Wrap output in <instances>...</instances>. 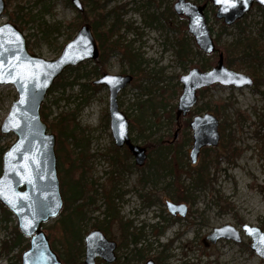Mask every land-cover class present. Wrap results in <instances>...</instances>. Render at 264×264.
<instances>
[{"label": "rangeland", "instance_id": "374dc122", "mask_svg": "<svg viewBox=\"0 0 264 264\" xmlns=\"http://www.w3.org/2000/svg\"><path fill=\"white\" fill-rule=\"evenodd\" d=\"M6 1L7 9L0 16V25L6 22L16 24L24 32L29 50L46 59L59 57L63 47L75 37L82 24L81 18L78 17L80 12L71 3V6L68 5L69 0H44L38 3L36 0ZM175 1L100 0L101 12L107 15L108 25L116 19L120 23V28L114 36L119 42L118 48L102 60L101 67L110 74L133 75L132 82L119 93L118 101L120 109L130 120V136L135 143L148 147L149 156L145 167L137 168L125 148L120 149L115 145L110 126L109 88L92 83L100 75L84 77V74L94 68L96 60L84 61L63 73L64 78L61 81L60 79L56 81L43 102L45 109L52 111L46 122L49 128L51 123L57 124L60 121L66 126L74 117V122L71 123H78L79 128L84 130L82 132L89 137L90 154L95 156L88 158L83 157V154L82 164L84 161L85 164L88 161L92 164L91 172L86 176L88 183H95L96 192H93V195L96 202L87 209L88 218L83 222V227L87 231L93 228L95 221H102L103 217L105 220L103 196L109 191L114 175L120 177L118 189L128 192L124 194V198L130 201L126 211L132 212V208H138L137 205L140 203L138 193L146 195L151 193L157 199L153 205L141 210V213H144L140 217L141 224L137 225L136 215L128 216L129 219H136L134 225L136 231L139 227L143 228L146 235V242L143 245L149 249L148 254L151 257L165 250L168 257L163 264H264L263 258L250 248V237L244 234L240 243L229 239H220L215 244H208L205 241L215 227L226 224L241 228L247 223L264 230V60L262 66L256 70V76L244 68L237 70L250 74L254 79V85L236 88L214 84L204 88L199 91V101L190 114L179 122L176 121L175 112L182 92L180 77L194 66L201 68L203 56L198 53L200 49L188 31L187 17L174 11ZM192 1L198 4L207 3L206 0ZM82 2L87 14L91 0ZM18 6L26 7L24 13L31 14L28 17L33 15L35 17L28 20L26 16L28 21L18 19L16 12ZM45 6L48 10H45ZM206 11L208 22L213 26L216 37L224 23L215 16L217 7L211 2L208 3ZM243 24L248 34L257 35L258 29L264 25V7L256 4L244 17ZM221 34L222 42H230L237 36L235 24ZM218 45L221 47V44ZM182 46L188 50V57L184 59L179 56ZM125 49L139 55L141 69L132 68L123 58ZM201 53L208 57L202 51ZM101 57L102 54L99 58ZM217 58V55L210 57L211 65L207 69L216 64ZM259 77L260 82L257 81ZM73 80H77L73 86L66 82ZM85 82L89 84V88L81 85ZM17 99L18 92L13 84H0V131L13 102ZM161 100L163 106L159 105ZM150 102L153 105L155 103L156 107H150ZM216 102L226 104L227 108L222 109L219 116L216 115L220 118V124L225 121L228 130L233 131L236 146L241 152L233 162L228 161L220 141L214 150H208L210 154L216 151L220 153L218 156L220 162H213L210 165L211 183L204 187H194L191 185L194 173L187 172L201 164L205 153L203 151L200 153L197 163L191 162L189 150L192 145V130L187 126L186 120L196 114L213 112L207 108L209 105L217 109ZM141 112H144V116L139 119ZM240 113L246 116L244 120L239 118ZM178 127H180L178 135L174 139ZM50 131L57 135L54 129ZM188 136H191V141L185 146L183 154V144ZM82 138L84 136L79 134L80 142H83ZM16 139L17 136L13 132L9 134L0 132V149L3 148V153ZM58 141L57 136L56 150ZM157 142L163 147H172L171 151L165 148L163 152L170 161L174 173L170 174L167 169H160L156 186L149 181L141 187L140 178L147 176L162 160L158 155L160 151ZM112 147L119 150L117 152L121 160L128 166L125 171L116 170L114 174L111 172L115 167L105 156L112 153ZM180 148H183L181 152L178 150ZM3 153H0V172ZM215 158L213 155V159ZM63 160L61 169L65 174L71 161H68L65 155ZM216 163L218 164L215 165ZM175 175H179V178L175 179ZM170 182H174L173 185L176 187L188 189L192 198L184 199V192L178 193L179 199L166 193L163 188ZM168 199L186 203L189 207L188 214L185 217L173 218L167 212ZM61 217L62 215L46 223L44 229L52 247L64 260L60 249V241L63 239L59 221ZM17 230V220L12 212L0 209V264H21V255L28 247L29 239L24 237L14 250H11L8 244H4V241L8 242L16 237ZM25 246L27 247L24 249ZM21 248L23 250L17 258Z\"/></svg>", "mask_w": 264, "mask_h": 264}, {"label": "water", "instance_id": "95a60500", "mask_svg": "<svg viewBox=\"0 0 264 264\" xmlns=\"http://www.w3.org/2000/svg\"><path fill=\"white\" fill-rule=\"evenodd\" d=\"M73 6L84 12L82 0H71ZM217 7L215 16L227 26L235 24L251 11L255 3L264 7V0H211ZM207 3L176 0L174 11L188 19V31L199 49L206 55L218 53L216 64L207 70L198 66L180 77L182 92L176 108V121L187 117L199 101V91L214 84L250 87L251 75L227 66L225 55L218 48L208 22ZM7 8V1L0 0V16ZM100 48L90 23L80 26L75 37L64 47L56 59H46L32 53L24 32L14 23L0 25V84H13L18 99L1 125V134L13 132L17 139L3 153L0 173V203L15 216L23 236L29 238V247L21 255V264H64L52 247L44 224L58 218L64 207L59 177L57 135L49 130L41 109L49 89L69 67H76L86 60H97ZM132 74L103 73L93 81L105 85L110 91L109 116L112 136L118 148L127 147L138 166L148 158L147 148L134 143L130 136V120L120 109L118 95L131 83ZM192 145L189 157L197 163L204 147H216L221 140L220 118L213 112L196 114L191 119ZM174 139L177 138L178 130ZM171 214L185 216L188 206L184 203L166 202ZM242 233L251 238L250 248L264 260V230L259 226L231 224L215 227L205 241L217 243L229 239L240 243ZM86 264H95L97 257L107 262L114 260L115 243L101 230H92L86 237ZM146 264H155L153 260Z\"/></svg>", "mask_w": 264, "mask_h": 264}, {"label": "trees", "instance_id": "16d2710c", "mask_svg": "<svg viewBox=\"0 0 264 264\" xmlns=\"http://www.w3.org/2000/svg\"><path fill=\"white\" fill-rule=\"evenodd\" d=\"M44 1V0H36V3ZM207 3L210 2V0H206ZM68 5L71 6V0H69ZM71 3V4H70ZM26 7L24 6H18L16 9V12L18 14V19H22L25 21L33 19V16L28 17L29 14L24 13ZM45 10H48V8L45 6ZM102 5L100 3V0H91V5L89 6V11L87 14L82 15L79 14L78 17L81 18L80 23H90L93 27L94 33L96 35L97 41L99 43L100 50H102L101 54L102 57L98 58L96 60V64L92 70L84 74V77H88L91 75H101L104 73V69L101 67L102 60L107 57L109 53L115 52L118 48L119 42L118 40L114 39V36L116 32L120 28L119 20L116 19L111 24L108 25L107 23V15L103 14L101 12ZM86 13V12H85ZM28 17L29 19L26 20L25 17ZM244 19V18H243ZM243 19L238 20L235 23V26L237 28V36L233 38L230 42H222V34L225 33L229 26L223 25L221 32L217 33V36L215 37V41L218 45L221 44L220 50L224 52L225 55V62L228 67L234 69V70H241L246 69L249 73L252 75H257L256 70L262 66V62L264 60V44H262V39L264 38V25H262L261 28L258 29L257 35L248 34L245 24H243ZM211 26V25H210ZM212 32H214L213 26H211ZM198 53L203 56V62L201 65L202 69H207L211 63L209 62L210 57H214L217 54H211L208 57H204V55L201 53V50H198ZM179 56L181 59H184L188 57V50L184 46L180 47L179 50ZM123 58L128 61V63L131 65L132 68H140L141 60L139 58V55L132 53L129 49H125L123 51ZM74 67L69 68L72 70ZM67 69V70H69ZM141 69V68H140ZM66 70V71H67ZM65 71V72H66ZM64 72V73H65ZM62 74L57 81H61L62 78H64ZM250 75V74H249ZM257 81H261L260 77L257 79ZM69 85L73 86L77 83V80L73 81H66ZM81 85L87 86L89 88V84L82 83ZM53 87V86H52ZM51 87V88H52ZM50 91V90H49ZM50 93V92H48ZM264 94V92H263ZM162 100L159 102V105H162ZM147 104V102L145 103ZM150 107H156V104L149 103ZM163 106V105H162ZM217 109L213 108L212 106L208 105L207 110L213 111L215 114H219V112L227 108L226 104L224 102H216ZM42 117L45 121L49 119V117L52 115V111H48L47 108L45 109V104L42 106ZM144 116V112H141V114L138 116L139 119H142ZM219 116V115H218ZM64 118L66 115L63 116ZM173 118V117H172ZM239 118L241 120H244L246 116L244 113L239 114ZM190 118L186 120V124L189 127ZM71 122H74V117L70 119ZM68 122L66 126L62 124V122L51 123L50 129H54V131L57 133L58 136V165L60 169V180H61V187H62V194L64 197V208L61 213L62 217L60 218L61 223V233L63 235V239L61 238L60 241V249L62 251L61 255L63 256V262L64 264H84L82 261L83 256V247H82V237H83V219L85 214V208L87 206L93 205L96 202V197L93 195V192H96V189L94 188V182L88 183L87 173L91 172L92 164L88 161L85 164H82V156L83 157H90L95 156L90 154V142L89 137L84 134V130H81L78 126V123H71ZM73 124V125H72ZM220 130H221V144H222V150L224 154H226V158L228 161H234L239 155L241 150L238 149L236 146V138L234 136V133L231 129L228 130V126L225 121H222L220 124ZM83 135L84 138L81 140L83 142H80V139H78V135ZM160 141V140H155ZM191 141V136H188L186 141L183 144V148L178 149L179 152L183 150V154H185V146H187ZM158 146L159 157L162 158V160L156 165L153 170L147 174V176H144L140 178L141 183H147L149 181H152L153 185L156 186L159 175H160V169H167L168 173H174L173 167L170 166L169 162L167 160V157L163 151H165V148H167L169 151L172 150L171 146H164L161 143L156 144ZM147 147V146H146ZM148 148V147H147ZM214 150V147H204L203 152L205 153L203 160L201 164L197 166V168H194L191 171H188L187 173L192 174L194 173L193 177L191 178V185L194 187H204L206 185H209L211 183L210 178V165L213 162H220L218 161V156L220 153L214 152V154H210L208 150ZM116 150V151H115ZM127 155H129V151L127 148H125ZM3 148L0 149V153H3ZM112 153L106 154L105 158L108 159L109 163L115 167L113 169V174L116 172V170L125 171V169L128 168V166L124 163L123 160H121L120 155L118 154V149L112 147L111 148ZM63 155L66 156L68 161H71L69 169L65 170L62 173L61 165L63 164ZM213 155L216 157L213 159ZM216 163L215 165H217ZM157 166H160V168ZM2 168V167H1ZM118 168V169H117ZM120 178V177H119ZM119 178L115 177L114 175L111 178V185L110 190H113L114 187L118 184ZM179 178V175H175V179ZM174 182L167 183L163 190L168 193L169 195L173 197H177L178 199L180 196H178V193L184 192V199L186 198H192L190 193L188 192V189L185 190V188H179L173 185ZM91 193V194H90ZM151 201H149L148 205H153L155 203L154 194H148L147 195ZM108 198V202H110V197L106 196ZM0 209L10 213V211L3 207L0 204ZM24 239V236L21 234L19 229L16 231V237L12 240L4 241V244L11 248V250H14V248L18 247L19 243H21ZM4 245V246H5ZM7 247V246H5ZM27 246L24 247V249ZM56 247V246H55ZM23 250V248L20 249V252L17 254V258L20 257V253ZM163 253V252H162ZM165 257V255H163Z\"/></svg>", "mask_w": 264, "mask_h": 264}, {"label": "flooded vegetation", "instance_id": "af4514ba", "mask_svg": "<svg viewBox=\"0 0 264 264\" xmlns=\"http://www.w3.org/2000/svg\"><path fill=\"white\" fill-rule=\"evenodd\" d=\"M80 14L84 15L85 11L80 12ZM82 24H84V23H82ZM98 45H99V43H98ZM100 54H101V51H100ZM132 141L134 142L133 139H132ZM123 148H127V147L125 146ZM128 151H129L131 157L133 158V162L137 166V168L138 167L139 168L145 167L148 158H147V160L143 166H138L135 163V159H134V157L131 154L129 149H128ZM147 152H148V148H147ZM148 156H149V153H148ZM139 182H140V180H139ZM147 183H141L140 182L139 185L141 187H144L145 184H147ZM157 183H158V181H157ZM110 189L103 196V198L105 200V212L103 214L105 216V220L103 217L102 221H99V220L95 221V224L92 226L93 228H91L88 231L86 228H83V233H84L83 238H82V247H83V255H84V259H82L83 263L86 264V262H85V259H86L85 237L90 231L98 229V230H101L104 233V235L110 241L115 243V248L113 251L114 260L112 262H107L106 260H104L102 257L99 256L96 258L95 264H146L150 260H153L155 262V264H163L164 261L168 257L165 250L162 251L163 253L160 252L157 256L155 255V256L151 257L148 254L149 249L143 245L144 242H146V235L143 231V228L139 227L136 231L135 230L136 228L134 226V225H136V219L133 220L131 218L130 219L128 218V216L130 217L131 214H133V216L136 215L138 218L137 219V225L141 224L142 219L140 217L144 214V213H141V210L144 208H148L149 201H151L150 198L146 194L138 193V196L140 199V203H139V205H137L138 208H132V212L128 211V210L126 211V207L129 205L128 203L130 201L125 199L126 197L124 198V194H127L128 192L126 193V190L120 191L118 189L117 185L114 187L113 190H110ZM106 196L110 197V202H108V198H106ZM155 198L156 197L154 195V199ZM168 200H170V199H168ZM156 201H157V199H155V202ZM171 201H174V200H171ZM174 202H176V201H174ZM176 203H179V202H176ZM64 204H65V201H64ZM184 204H186V203H184ZM89 207L90 206H87L85 208V214H84L83 222H85L86 219L88 218L87 217V213H88L87 209ZM166 207H167V205H166ZM167 212L171 216H173V218L185 217L189 212V207H188L187 214L185 216H182L179 213L177 215L171 214L170 211L168 210V207H167ZM105 221H106V223H105ZM109 231H110V233H109ZM113 231H114V234H112ZM207 242H210L209 239L207 240ZM163 255H165V257ZM82 258H83V256H82Z\"/></svg>", "mask_w": 264, "mask_h": 264}]
</instances>
